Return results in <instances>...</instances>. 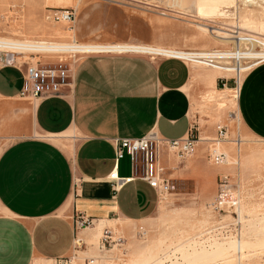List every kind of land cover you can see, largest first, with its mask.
I'll list each match as a JSON object with an SVG mask.
<instances>
[{
	"label": "crops",
	"instance_id": "crops-1",
	"mask_svg": "<svg viewBox=\"0 0 264 264\" xmlns=\"http://www.w3.org/2000/svg\"><path fill=\"white\" fill-rule=\"evenodd\" d=\"M35 34L50 33L42 28ZM95 42L151 44L81 43ZM14 58L20 56L6 55L0 62V141L5 142L0 152V264L69 256L76 239L89 236L85 229L78 232L80 214L98 222L96 232L107 222L150 219L160 199L134 171L129 155L118 163L120 181L110 177L116 165L114 142L151 132L178 139L198 131L192 117L197 84L190 64L140 53L85 55L74 66L70 86L32 100L20 96L25 64ZM216 77L213 70L205 73L212 84ZM237 106L245 129L264 140V63L247 71ZM58 138H71V143L64 146ZM203 142L184 163L164 149L171 181L194 180L204 187Z\"/></svg>",
	"mask_w": 264,
	"mask_h": 264
},
{
	"label": "rangeland",
	"instance_id": "rangeland-1",
	"mask_svg": "<svg viewBox=\"0 0 264 264\" xmlns=\"http://www.w3.org/2000/svg\"><path fill=\"white\" fill-rule=\"evenodd\" d=\"M76 3L77 0L67 5L59 0H0V36L36 40L40 36L35 34L36 31L41 33L43 28L50 33L46 39L70 42L72 37L68 36L66 24L47 21L45 13L50 7H76ZM80 3L85 7L77 9L75 31L80 42L141 41L188 50L233 51V44L221 42L214 35L222 30H237L238 25L242 29L244 26L245 32L246 29L247 33L257 32L255 35L264 38V0H239L237 7L207 19L192 16L197 14L195 0H148L123 4L109 0H80ZM199 23L206 25L207 29H202ZM38 25L42 28L36 30ZM10 52L0 49V62H4ZM12 54L20 56L14 58L20 64H35L37 61L58 64L63 60L64 65H69L71 62L68 55ZM188 63L197 84L192 106V117L199 127L196 133L207 137L199 153L204 187L198 188L194 180L178 181L172 177L171 192L161 198L158 210L150 219L140 223L113 222L100 232L94 230L97 221L87 228H78L79 233L85 229L89 236L76 243L79 256L76 264H84V259L92 258L96 259L95 264H264V140L245 129L238 117L235 99V88L242 84L251 68L224 72L207 64ZM212 70L217 74L215 84L205 78V73ZM218 124H225L228 129V137L219 145L220 151L229 155V164L223 166L212 165L208 155L209 146L218 136ZM70 139L58 138V142L67 146ZM4 145L5 142L0 141V152ZM222 174L235 178L242 191L245 219L242 218L240 227L244 246L240 261L232 238L218 239L206 246L204 237H198L222 217L227 222L231 220L230 214L220 216L209 208ZM105 229L110 231L112 239L102 249ZM219 248L224 253H219ZM193 253L204 256L190 261L189 255ZM72 254L73 251L69 256ZM46 259L34 258L31 264H56L55 260Z\"/></svg>",
	"mask_w": 264,
	"mask_h": 264
},
{
	"label": "built area",
	"instance_id": "built-area-1",
	"mask_svg": "<svg viewBox=\"0 0 264 264\" xmlns=\"http://www.w3.org/2000/svg\"><path fill=\"white\" fill-rule=\"evenodd\" d=\"M115 4H123L125 2H140L144 3L148 0H109ZM45 18L49 22L65 23L69 31H75V24L77 20V8L70 7H50L45 13ZM71 43L75 44L80 41L71 38ZM108 53H137L130 51H94L83 50L69 53H58V55H68L71 59L69 65H64L63 60L58 64H44L41 61L33 63H25L24 86L20 92L22 98H30L37 100L43 96L57 94L65 87L70 86L72 79V72L77 62L85 55L90 54H108ZM49 53H41L44 55ZM46 56V55H44ZM171 57L188 62L185 58L177 55ZM264 63V58H260L257 64ZM223 80V79H222ZM225 87L227 83L223 84ZM241 85L238 84L235 88V96L240 95ZM236 98V97H235ZM217 138L211 146H209V157L212 165L223 166L229 164V156L227 153L220 151L219 143L228 137V129L225 124L217 125ZM201 137L192 129L187 136L178 139H164L156 132L141 138H123L116 139L115 157L116 165L114 170L110 173V177L116 181H120L116 172L119 161L125 155L131 157L133 169L136 173H140V178L144 179L149 185L154 188L161 200L171 192V180L167 177L166 168L163 164L162 154L164 149H167L178 160L185 161L191 158L197 151L198 142ZM242 206V191L239 182L230 174H222L219 177L218 191L214 200L209 204V208L214 212L221 214H230L231 220L224 221V225H218L216 232L218 234H234L241 237L240 215L239 209ZM223 219V218H222ZM76 227L83 228L93 223L92 220L84 217L82 214L76 217ZM215 232V233H216ZM217 234V233H216ZM112 239L110 231L106 229L101 248L105 249L106 244ZM76 242L71 256L61 257L55 260L56 264H73L79 260L76 253ZM91 260L84 259V264H92ZM77 263V262H76Z\"/></svg>",
	"mask_w": 264,
	"mask_h": 264
},
{
	"label": "bare ground",
	"instance_id": "bare-ground-1",
	"mask_svg": "<svg viewBox=\"0 0 264 264\" xmlns=\"http://www.w3.org/2000/svg\"><path fill=\"white\" fill-rule=\"evenodd\" d=\"M239 0H195V8H197V14L192 16L199 17L203 19L210 18V16L222 15L224 12H228V9L234 8L238 6ZM60 3L73 4L74 0H59ZM76 8L79 10L81 7L80 0H77ZM195 10V11H196ZM222 12V13H221ZM202 29H207L206 25L198 24ZM240 25L237 26V30L229 29L230 32L226 30L218 31L217 35H214V38L217 40L230 43L234 45L233 51H222V50H185V49H174L165 47L162 45H149V44H130V43H71V42H54L46 39L45 36H39L38 39L34 40H22L16 39L13 37L0 36V49L5 51H11L7 56H13L14 54H36L39 55L41 53H49L50 54H58V53H69L83 50H94V51H130L137 52L140 54H149V55H163V56H181L185 58L188 62L191 63H202L207 64L212 67H215L224 72H232L236 70L240 72L241 70H245L248 68H252L257 64L258 59L264 58V38H261L258 35L247 33L241 28ZM241 29V30H240ZM256 31V30H255ZM70 33L68 36H71L73 39H76V31H67ZM232 32V33H231ZM253 32V31H251ZM59 33V32H58ZM54 34H57L55 32ZM258 34V33H257ZM54 37V35H51ZM62 56V55H61ZM209 66V67H210ZM241 85V84H240ZM220 91V90H219ZM236 101L238 102V95L235 96ZM237 104V103H236ZM207 139H201L200 141H206ZM221 142L219 143V145ZM229 156V155H228ZM238 164V162H236ZM212 210V209H211ZM242 206L239 209L240 215V224H242V218L245 219V216L242 214ZM232 217V216H231ZM224 218V217H222ZM225 221V220H224ZM223 219L220 220L217 224L209 228L208 230L203 231L198 237H204L205 245L210 246L213 244L215 240L218 239H230L232 238L236 243V252H238L239 261L242 259L243 255V244L242 237H237L234 234H218L216 232V228L218 224L224 225L225 223ZM104 222H100L103 224ZM112 223V222H107ZM87 228V227H86ZM106 230V229H105ZM217 234H216V233ZM236 238V239H235ZM196 239V238H194ZM80 238L76 239V243H80ZM202 241V242H203ZM215 250V249H214ZM219 253H224V251L219 248ZM213 252V251H212ZM207 254V253H206ZM221 255V254H220ZM202 254H190L189 259L192 261L194 258L199 259L203 258ZM188 257V256H187ZM203 260V259H202ZM205 260V259H204ZM208 260V259H207ZM53 261V260H52ZM96 259L92 261V264H95ZM73 264H76L74 262Z\"/></svg>",
	"mask_w": 264,
	"mask_h": 264
}]
</instances>
